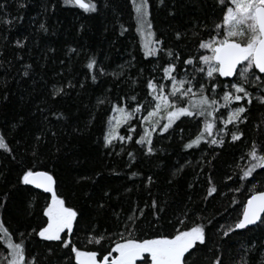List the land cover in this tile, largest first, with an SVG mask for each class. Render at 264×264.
I'll list each match as a JSON object with an SVG mask.
<instances>
[{"label": "snow or ice", "instance_id": "snow-or-ice-1", "mask_svg": "<svg viewBox=\"0 0 264 264\" xmlns=\"http://www.w3.org/2000/svg\"><path fill=\"white\" fill-rule=\"evenodd\" d=\"M14 2L10 12L0 0V264H196L205 250L211 264H264V0H128L142 59L130 50L111 71L103 50L79 41L64 58L47 46L32 59L39 41L11 35L29 0ZM190 3L198 14L186 13ZM58 5L81 10V37L94 18L106 39L115 36L113 48L130 31L115 0H58L43 14ZM160 10L170 22L157 29ZM38 32L56 34L47 21ZM16 95L21 103L10 110ZM229 149L236 152L221 166ZM93 150L126 156L124 169L96 167ZM121 177L131 186L114 189L110 178ZM245 185L252 192L242 202L235 194ZM223 199V212L239 204V213L213 227L209 207ZM234 236L246 237L238 248Z\"/></svg>", "mask_w": 264, "mask_h": 264}, {"label": "trees", "instance_id": "trees-1", "mask_svg": "<svg viewBox=\"0 0 264 264\" xmlns=\"http://www.w3.org/2000/svg\"><path fill=\"white\" fill-rule=\"evenodd\" d=\"M9 4L8 11L15 12L16 6L14 0H7ZM57 3L58 0H29V8L21 13L24 15L25 19L24 21L14 29L12 32V37L16 38L19 36L29 35L31 34L34 40L39 41L40 47L39 48H33L31 51V58L38 60L41 52L46 49L47 46H52L57 49L56 56L58 58H64V54L67 52L68 48L70 46L75 47L77 46V41L81 43H90L94 46V48L97 51L103 50L110 59L105 60L106 65H111L109 68V71L114 70L118 64H123L127 57V52L133 49L137 50V56L138 59H142V50L139 48V45L141 43V38L139 34H137L134 30V14L131 11V6L128 2V0H115L116 5L121 9L120 16H121V23L125 24V26L129 27L130 31L126 34L127 38H120L119 42L117 43L116 48H119V51L116 50V48H113L109 41L112 39H115V36L113 34H108L107 39L104 35H102V20L101 18H94L89 19L85 21L90 26V31L87 33L86 36L81 37L80 34L77 32V28L79 23L81 22L80 17L77 15L78 12L81 10L74 9V10H66L57 7V10L54 14H49L45 16L43 14V8L46 3ZM187 12H191L192 14H198L195 11L194 5L191 3L189 4V9L186 10ZM87 15V14H84ZM35 18V19H34ZM112 15L106 14L105 17H103V22L111 24L112 22ZM189 15L184 14L181 16H178L176 19V23L180 24V26H184V24L188 21ZM47 21V24L50 26V33L55 32L56 34L53 36L51 34L44 35L38 32V26L39 22H45ZM170 21L167 20L166 12L163 10L160 11H154V25L157 27V29L160 28H166L167 24ZM4 41L3 39H0V48H3ZM31 46V41H30ZM11 55V53H10ZM27 59V57H26ZM31 62V60H29ZM40 63H43L41 60ZM144 64H147V61H144ZM59 66V60L56 61L55 64L49 63L48 64V76L54 77L55 76V69ZM76 68H81L82 65L77 64L75 66ZM70 70L72 69V66H70ZM132 72H135V69H132ZM5 78L4 74L0 72V81H3ZM9 84L12 86L13 92L17 91L18 86L15 84L14 81L11 80V78H8ZM39 99V95L36 97ZM85 102H87V99L85 98ZM21 101L19 100V96H13V105L10 106L11 109H16L19 107ZM254 117L258 116L259 113L254 111ZM108 119V115H102L100 117V123H98V128L103 127V121ZM0 123H3L2 120H0ZM186 129H190V131H195L194 128H192L191 125L185 124L183 125ZM137 131H140V128H137ZM121 132L123 133V129H121ZM99 134V132H97ZM190 132H186V136L189 135ZM165 144H168V141H164ZM174 147H176L175 143L173 144ZM130 148H135L138 146L129 145ZM236 152L235 149H229L228 153H225L223 155V158L221 160V166H224V162L228 161L231 162L232 155L231 153ZM201 153L197 150L193 153L192 156H189L188 158L193 160H198L200 158ZM93 156V163L98 168H107L111 169L113 167H116L118 169H124L125 162L127 161V157L124 156L123 159L120 157H113L109 159H103V150H101L99 153H97L95 150L92 152ZM99 157V158H98ZM246 163V162H244ZM142 167H147L146 165H142ZM192 175L189 174L187 176V180L191 181ZM111 186L114 189L123 190L125 185L131 186V183L126 180V178H110ZM257 184H259V181H257ZM246 189V190H245ZM245 189H242L241 192L235 194V198L240 201H245L248 196L251 195L252 188L250 185H245ZM4 189L0 187V192H3ZM37 191V190H35ZM227 191V189H225ZM39 192V191H37ZM229 195H232V193H229ZM47 194H42L38 197V202L36 206V213L39 214L44 202L45 197ZM227 199L223 200H216L212 202V205L209 207V213H214L216 216V219L214 220L213 227H215L218 224H231L234 220V218L238 215L240 210V205L237 204L234 208L230 209L229 212H223V206L227 204ZM178 205L174 204L172 208L169 210V215L173 211L176 210ZM223 213V214H221ZM39 219V217H37ZM32 223L37 222L36 220L31 221ZM13 228L16 227V224L13 223ZM165 228L167 231H171L170 227H167V224H165ZM81 237H83V233L80 234ZM247 236L253 235V233H247ZM255 235H260V230L257 229L255 232ZM246 237H240V236H234L233 238V245L235 248L239 247V244L237 241L245 239ZM212 245H209V248H211ZM2 250V249H0ZM232 253L230 251L229 256L231 257ZM213 258V253L205 250L199 254V259L196 261V264H211V260Z\"/></svg>", "mask_w": 264, "mask_h": 264}, {"label": "water", "instance_id": "water-1", "mask_svg": "<svg viewBox=\"0 0 264 264\" xmlns=\"http://www.w3.org/2000/svg\"><path fill=\"white\" fill-rule=\"evenodd\" d=\"M37 191H39V190H37Z\"/></svg>", "mask_w": 264, "mask_h": 264}]
</instances>
